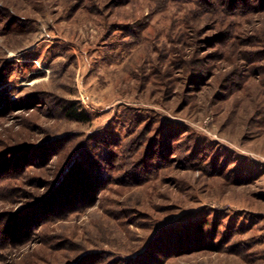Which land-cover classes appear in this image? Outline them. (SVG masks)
I'll return each mask as SVG.
<instances>
[{
    "label": "rangeland",
    "instance_id": "rangeland-1",
    "mask_svg": "<svg viewBox=\"0 0 264 264\" xmlns=\"http://www.w3.org/2000/svg\"><path fill=\"white\" fill-rule=\"evenodd\" d=\"M0 264H264V0H0Z\"/></svg>",
    "mask_w": 264,
    "mask_h": 264
},
{
    "label": "trees",
    "instance_id": "trees-1",
    "mask_svg": "<svg viewBox=\"0 0 264 264\" xmlns=\"http://www.w3.org/2000/svg\"><path fill=\"white\" fill-rule=\"evenodd\" d=\"M66 114L68 117L80 122H86L89 120V117L83 111H78L73 105L66 109Z\"/></svg>",
    "mask_w": 264,
    "mask_h": 264
}]
</instances>
